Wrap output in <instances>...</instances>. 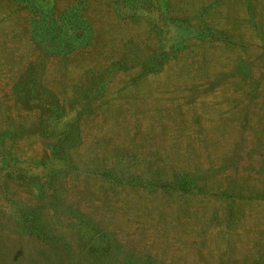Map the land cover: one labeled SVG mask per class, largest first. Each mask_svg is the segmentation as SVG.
I'll list each match as a JSON object with an SVG mask.
<instances>
[{"label":"rangeland","instance_id":"374dc122","mask_svg":"<svg viewBox=\"0 0 264 264\" xmlns=\"http://www.w3.org/2000/svg\"><path fill=\"white\" fill-rule=\"evenodd\" d=\"M0 264H264V0H0Z\"/></svg>","mask_w":264,"mask_h":264}]
</instances>
